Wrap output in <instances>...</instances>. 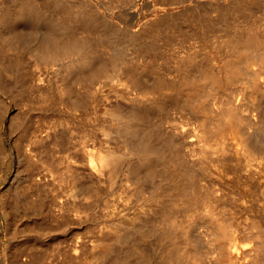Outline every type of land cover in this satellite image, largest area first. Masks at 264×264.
I'll use <instances>...</instances> for the list:
<instances>
[{
	"label": "rangeland",
	"instance_id": "1",
	"mask_svg": "<svg viewBox=\"0 0 264 264\" xmlns=\"http://www.w3.org/2000/svg\"><path fill=\"white\" fill-rule=\"evenodd\" d=\"M11 1L13 2L14 0H11ZM30 1H33V0H30ZM37 1H39V0H37ZM41 1L43 4L44 3L43 0H40L37 3L41 4L40 3ZM60 1L61 0H59V2ZM64 1L67 2L68 5ZM235 1L236 0H173V1L172 0H82V1L81 0H71V1L70 0H63L62 2H64L65 4L62 2H60V3H61V6L64 5L65 9L70 8L71 11L75 10L74 11L75 13L72 11L74 13V15L72 14L71 20L73 21V17L74 18L77 17V18L74 19L73 22L71 21L70 23L74 27L79 29L78 30L75 28V30L80 32V33H77V31H76V33L79 34L78 37H80V36L82 37V36L86 35V37H83V39H81V38H79V39H81V40H84L85 38L88 39L86 41H88V43H90V44H88L90 46L89 47L90 50H92L93 45L96 48H98L100 46L99 44H101V43H99V42H101L102 37L99 39L98 37H95L96 35L94 33H89V31L87 32V30L84 31L85 29H84V27H82L83 24H80L81 20L78 19L79 16H81L82 14L87 12L88 10L91 12L93 10H95V11L97 10L98 13L100 12L99 15L101 18L104 16H107L113 22L118 24V26L124 28L123 30H121L123 33H125L127 31L126 29H131V30H135V31L139 30V32L138 31L137 32H138V34L140 33V35L138 37L134 36V38L136 37L135 39L138 38L140 40L139 37H141L140 41H142V42H140V41L139 42L142 43V45L138 43L139 45H141L140 46L141 48L136 47V50L138 48V50H140V53L138 51H136L135 47H134V44L136 45V43L138 42V39H137V42H135V43L132 42L133 44L130 41L129 42L130 45H129L127 42L128 40L125 38L127 34H125V37H124L123 33H121L120 35H123L121 37H124L122 40L124 41V39H125V41H124V43H120L118 41L117 42H118V44L120 43L121 45L124 44V45H122V47H125V48H122L120 46L122 50L127 49L128 51H130V49H132V47H131V44H132L134 50H131V51H135L133 53V55H135V54L137 55V53H139L138 54L139 56H141L143 54L142 49L146 46L148 47V48L147 47L146 48H147V50H149L148 51L149 55L146 54L147 50L146 51L144 50L146 56L142 55L141 56L142 58L141 57L137 58L138 56L136 57V55H135L133 57V58L136 57V59H138V60L141 58L139 60V62L135 59L137 61V63H139L138 69H137V65H136L137 63L131 57L133 55H130L131 51L128 52V51L124 50L126 53L128 52L127 54L131 58L128 57V55L125 52L124 53L126 54L128 59H130V60L132 59L131 62L134 60L132 65H136L135 67H136V71L138 73L140 71L144 72V74H142L141 72L139 73V74H141L140 76L143 75L142 79L144 78L143 79L144 81H147L148 79L150 82H154V83L156 80L164 81V83L161 82V83L165 84L162 89H163L164 95L168 97V93L170 95H173L172 93H175V91L172 90L173 83L176 84V83H178V81H180V79L185 78L183 76L184 72H185L184 75L186 77L188 75L187 74L188 70L191 71L193 73V76H194L196 74L194 72L198 71L201 67V68H203V71H204V69L209 68L208 71H205V72H210V74L214 73L217 75L216 69H218L217 67H219L221 65L219 63L224 64V62H226V63L229 62L228 64H230V62H232V57H231L232 55L230 53L231 50H229L231 43H232V40H231L232 38H229V37L233 36L232 34H230L231 32L233 33L234 30L239 28V27L237 28V26H236L237 21H238L237 23L240 24V26H241V30L242 29L243 30L249 29L248 31H250V28L252 26H254L255 28H259V29L263 28L262 26H263V22H264V6L262 5V3H263L262 0L260 1L261 4L259 3V5H262V6H260V8L258 10L259 6L256 4L255 7L257 6L256 7L257 9L256 8L255 9L257 11L254 9L256 12L253 10L254 12H252L250 14L251 17L249 15L239 16L237 10L234 8L235 7L234 6ZM4 2L7 3V5H8L7 7L3 6ZM0 3H1L0 9H3V10L4 9L7 10V8L9 9V6L11 5V7H10L11 11L10 12L15 14V15L12 14L13 16H16L17 7H16V4L14 2L12 3L13 4L12 5L9 2V0L8 1L0 0ZM230 4H231V7L233 6L232 9H234V10L231 9L232 11L230 10V8H231ZM207 5L209 8L206 7ZM2 7H4V8H2ZM12 7L14 9L15 8L16 9L13 10ZM261 7L263 8L262 9L263 12L261 10ZM83 9L85 12H83ZM86 9H88V10H86ZM76 10L81 11L83 13L81 14L80 12H78ZM95 11H93V12H95ZM191 11H192L193 15L191 14ZM196 12H197V14L201 13V14H198L199 15L198 18L196 17L198 20L195 19V17H194V13L196 14ZM76 13H77V15H76ZM78 13L81 15H79ZM253 13H255V14H253ZM101 14H103V15L101 16ZM188 14L189 15L191 14L190 16L194 17V20L192 19V17L189 19L190 16ZM227 14H228L227 17L224 16ZM252 14H253V17H252ZM200 16H201V18H200ZM203 16H205V17H203ZM260 17H262L263 22L261 21V19H259ZM14 18H13V21H14ZM249 18H250V20H247ZM169 19H170V21H169ZM173 19H174V22H177L176 24L173 22ZM245 19L247 21L246 23L244 22ZM252 21H254V22H252ZM15 22L17 24L21 25V23L19 21H14L12 23L11 27L16 24ZM201 23H203L204 25L199 26ZM254 23L255 24L257 23L256 26L254 25ZM260 23H261V25H260ZM17 24H16L17 30L14 28L15 29L14 31L16 33L17 32L25 33V34H21V33L20 34H21V36H23V35L27 36L29 40L27 39V37L25 39H27L28 42L29 41H32V42H29L30 43V45H29L28 42L24 39V40L20 41L21 43H23V46H22L18 40L21 38V36H20V34L17 33V35L16 34L15 35L17 38V42H19L18 46L20 45L19 46L20 48L17 47V49H7V46L5 45L6 39L4 40V38H2V37L4 35H6L5 31L6 30L8 31V28H4L2 30L3 36L1 38L3 39L2 40L3 43L0 41L1 42L0 43V66L4 65V67H6V68H4L2 66L3 67L2 70L8 69V68L11 69L10 72H12V70H14L15 72H13V73H14V75L16 74V77H17V75L18 76L21 75L20 78L18 77L19 81H21V82L19 83L20 84L19 87H17L18 85H17L16 81H13V79L10 78L9 76H8V80L5 77V81H2V82L0 81V264H68V263L71 264L70 263L71 261L74 263L78 260V258H81L82 255L84 256L83 252H85V254L87 253L86 255L88 257L92 258L91 254L88 252V251H90V249H88V245L95 243V241H94L96 239L95 236L99 235V236L103 237V235L108 232V227H103V226L105 224L108 226V222H110V220L112 218L113 219L118 218L119 217L118 213L120 212V210H123V209L125 210V211L123 210L122 212H132V211L134 212L136 210L135 206H137V204H135V205L129 204V207H128V206H126V205L124 206L120 203L119 204L120 209L118 208L119 210H117V207H116L118 205L113 207L114 210H116V213H117L116 214L115 211H113V208H110V210L107 211L109 208L106 209L104 207L105 206L103 203L104 200L96 199V198L94 199V198H92V196H94V195L88 194L89 196L86 195L87 198L85 197L83 200L79 199L80 201H82L81 204L79 203L80 201H78V199L77 200L75 199L77 197L72 198V201L73 202L76 201V203L79 204L78 207L80 208L81 207L80 205H82V203L84 204L85 202H87V200H85V199H88V200L91 199V201H92V199L95 201L97 200L96 204H98V205H96L95 202H94L95 205H93V201H92V204L90 201L87 202L88 205H91L89 207H92V205H93L95 209L94 208L89 209L88 205H87L88 209H85L86 208L85 205L87 203H85L83 205L84 207L82 206V208L84 210L81 208L82 211H80L81 209L79 210V208H78L77 210H79V211L76 210L77 212L76 211L70 212L69 209L67 210L68 206L66 208V205H64L65 208H63L64 207L63 204H61V206H60V203L62 202V200L63 201L67 200V198H68L67 195H69V193L74 188L79 187V186L77 187V185H80V187L83 185H86V184L88 185L87 180H81V177L79 179V177L76 176L74 173L72 175V172L69 171V168L70 169H72V168L76 169L77 168L76 162H78V156L80 158V156L83 154L84 150L87 147H89V149H91V148L95 149L94 147H96V143H95L96 140H95L94 136L91 133H88V132H90L88 130L86 132H84L85 131L84 126L86 124L89 125V128H90V126H92V124L94 122L93 120H95L94 119L95 112L97 111V108L99 109V106H100V105H97L96 107L94 106V103H92V101L94 102L97 100L95 98L93 99L92 95H90L89 92H92L94 90L96 91V89L99 87L101 88L104 86V88H105V84L103 85L104 82L102 83V81L105 78L102 77L99 80V82H96L94 86L92 85V87H91V85L89 86V84H87L86 82H83V81L77 80V79H74V83L71 84L72 86L70 85V83L67 82L66 84L69 87H71L72 92L73 93L76 92V94H74L75 96L72 93V95L75 97V99L73 96H71V97L65 96L70 100H68V99L67 100H65V99L61 100L63 97L60 98V95H61L59 93L60 89L59 90L57 89V87H59L61 85L60 77L57 76L59 71L61 70L60 65H57L59 62L56 63V66H55V64H53V68H55V69L54 70L52 69V70L54 73L51 72L50 74L53 73L54 75L52 74L49 76L48 74H44V73H47V69H45L46 64H41V65H39L40 63L37 64L36 57H35L33 51L31 50L33 43L34 42L36 43V41H38L37 37L39 34V30H37L36 27L32 26V24H25V25L22 24V26H20V25L17 26ZM162 24H164V25H162ZM167 24L168 25L171 24V25L168 26ZM245 24H247V25L245 26ZM79 26H80V28H79ZM155 26H156V28H153ZM198 26L200 29L198 28ZM231 26H233V27H231ZM149 27H150V29H149ZM201 27L204 29H202ZM46 28L47 27H44L43 29L45 30ZM253 28H252V30H253ZM151 29L152 30L155 29V33H157V35ZM159 29H162V30L160 31ZM144 30L146 31V35L144 33ZM149 30H150V33H148ZM159 32L161 35L159 34ZM127 33L129 35L128 31H127ZM142 33H144V34H142ZM7 34H8V32H7ZM158 34H159V36H158ZM87 35L91 36V38H90L91 40H89V38H87ZM128 35H127V37H128ZM227 35H229V36H227ZM156 36H158V37H156ZM92 37H93V39L98 38L99 41H98V39H96L94 42L92 40ZM1 38H0V40H1ZM22 38H24V37H22ZM135 39H134V41H136ZM255 39L257 41H259L261 38L260 39L255 38ZM255 39L253 40L254 42H256ZM116 40H118V39H116ZM122 40H120V41L123 42ZM89 41H92V42H89ZM225 41H228V42H225ZM229 41H231V43ZM253 41H252V43H253ZM260 41L258 43H260L261 46L256 42L258 44V46H255L256 48L251 49L250 47H252V46H248L249 50L247 51L248 48L246 46L244 47V49L247 48L245 50L247 51L248 54L245 51L246 56H244V58L241 57V59L239 61V64H241L239 66H242L243 68L240 67L241 72L239 71L240 73L238 74V77H237V75L233 76L232 78L229 77L230 80H229V78H227V81L225 80L224 82H222L220 84H215V85H210V83H208L206 81L207 79L206 80L203 79V81H202L203 85L200 84L201 87L197 88L198 91L196 90L197 92L195 93V95L192 98L191 103L189 105L182 104L180 101H179V103H176V102H174L175 100H173V101L168 100V105H166L167 107H165V109H163V112H162V110L160 112L158 110L154 113H151L153 120H156V121L160 120L162 122L163 126H166V127L168 126L169 129H171V130L173 129V127L174 128L175 127L181 128V126L183 127V125H184L185 129H188L192 125V127H190L188 129V134H191V135H193V132L191 131L192 133H190L189 130H192L191 128L196 127L195 126L196 124L193 125L196 122L197 125H199L198 126L199 127V133L201 132L200 133L201 137H199L200 139L198 142V147H196L197 148L196 151H198L197 156H199L200 159L202 158L201 161L208 160V161H210V163L212 162L211 165H212L213 170L215 171L212 173V175H210V176L207 175L206 176L207 179H206L205 175H203L202 177H204V178H201L202 180L199 181V185H201L200 183H203V185H204V186L202 185V187H203L202 192L200 190V192H201L200 196L203 199L206 198L208 200H210L209 198L212 196L211 197L212 203H209V201L208 200L206 201V199L203 200L202 198H200V200L198 202L203 203V201H205V203H203L205 206L203 204L199 203L202 207V208H199L197 206V205H199L198 202H197V204L195 203L196 206L195 205L194 206L198 207V208H196V210L198 209L197 211L203 210L202 212L196 211L197 214L199 213L198 216H197L196 212L194 211L195 207L194 208L191 207V209L193 208V211H192L187 206H185L184 208L187 207V209L182 210V214H180L181 208H180V210L178 209V211L176 212L177 215L179 213L181 216L182 215L185 216V217L182 216L185 218V221H186V222H183L184 220H182V219H184V218H182L178 215V218L180 219V220L178 219V222L180 224L179 226L182 225L181 223L187 224V222L190 220L189 219L190 214H188L190 211H191V213L194 212V214H196V215H194L193 213L191 214V216H193V218L191 217V219H193L195 221L194 222L193 221L188 222V224H187L188 228L185 224L182 225L183 227L181 226L182 228H184V227L187 228L186 230L181 228V230L185 231V233H186V234L184 233L185 237H187V236L189 237V238L187 237V239L185 238L187 244H189L188 239H190L189 242L191 244V247H189L190 245L189 246L187 245L189 247V249H191L194 253L199 252V253H197L199 258H197V260H195L196 257L194 258L195 264H224V263L227 264L228 260L225 262L224 261L220 262L221 260L219 259L220 258L219 255L221 254V258L230 257L229 259L231 260V256L229 253L230 251L228 250V247H231V245L233 244L232 248H234V249H235V247L237 248L238 247L237 244L239 243L238 241H241L240 243L243 244V247H240L241 245L238 244L239 248H245L247 250V251L245 250L246 252L242 250V253L245 256L241 255V256H243L241 259L243 260V262L246 261V262H244V264L245 263L248 264L247 262H249V264H263L264 263V255H263L264 254V151H263L264 148L262 145L261 146L256 145L257 146L256 147L254 144L255 142H253L254 145L251 146L252 141H256V140L258 141V139H259L258 135L256 138H255L256 134H255V136L252 135L254 131H255L254 133H256L255 129H258V128H256L257 124H258V126H260L262 123H264V47H263L264 43H262V40H260ZM102 42H104V40ZM31 43H32V45H31ZM95 43L97 44V46L98 45L99 46L97 47ZM105 43H107V42L102 43L101 46H103V44H104V46L108 44V43L107 44H105ZM24 44L26 46L29 45L31 49L29 47L27 48ZM109 44L107 46H109L110 48L106 46L105 47L106 52L105 51H103V52L107 53L108 51L112 52L115 50L114 44H110L111 46ZM126 44L129 46V48H127L128 46ZM138 44L136 46H139ZM227 45H229V47ZM95 47H93V49H96ZM99 48L97 50H99V51L104 50L103 47H99ZM106 48H108V49H106ZM111 49H112V51H111ZM30 51H32V52H30ZM101 52H99V53L101 56H103L105 53L102 52V54H101ZM114 52H112L110 54L107 53L103 57L99 56L100 57L99 60H101V62L105 61V58H106V61L109 60L111 58V56H114ZM131 54H132V52H131ZM211 54L214 55L215 57L212 56ZM229 54L231 56H229ZM208 55H211V56H208ZM217 55H219L220 57ZM247 55H250V56H248L249 59H248ZM106 56H110V58L106 57ZM143 57L146 58V59L144 58V61L142 60ZM227 57L228 58L231 57V60L226 61V60H229V59H227ZM217 58H219V59H217ZM102 59H104V60L102 61ZM99 60H98V62H99ZM145 60H146V62H145ZM219 60H220V62H219ZM241 60H242V62H241ZM109 61H110V63H112L111 61H113V60L110 59ZM207 61H209V63ZM134 62H135V64H134ZM11 64H12V67L10 68ZM107 64L109 65L108 61H107V63L104 62V65L108 67ZM51 65H52V63L49 65L50 69L48 67V72L51 70V67H52ZM144 65H146L147 69L144 68L145 67ZM7 66H8V68H7ZM13 66L15 67V69L13 68ZM46 66H48V65H46ZM193 66H196V68L197 67L198 68L195 69V67H193ZM56 68L58 70H56ZM109 68H110V66L107 69H109ZM143 68H144V70H143ZM19 70H20V72L18 73ZM45 70H46V72H44ZM146 70H147V72H146ZM37 71H39L40 73ZM199 71L197 73L201 74V72H199ZM201 71H202V69H201ZM145 72L147 73V75H145L146 74ZM205 72H203L202 74H204ZM192 73H189L187 78H189V76H191L190 74H192ZM34 74H35V76H36V74H38L37 77H34ZM39 74H42V76L40 75L41 78H38ZM202 74L199 77L201 79L197 78V76H196L197 74L194 77L193 76H191V77L197 78L196 81H198V80L201 81L202 77L204 76V75L202 76ZM205 74L207 75L209 73H205ZM214 74H212V76ZM181 75H182V77H180ZM216 75H214V76H216ZM55 76H57V77H55ZM146 76H148L147 79H145ZM43 77H45L46 79L45 78L43 79ZM56 78H57V80L60 81V82L58 81L59 84H56L57 82L54 83L55 82L54 79H56ZM39 79H41V80L43 79L42 80L43 82L41 81L42 82L41 83L40 81H38ZM50 79L53 81V83H51ZM140 79H141V77H140ZM78 81H80L79 82L80 84L78 83ZM159 81L157 83H159ZM205 81L207 84L204 83ZM82 82L86 83V85L85 84L83 85ZM37 83H38V85L40 84V86H38ZM81 83H82V85H81ZM100 83H102V84H100ZM147 83L149 84L148 81H147ZM154 83H152V85H154ZM23 84L27 85L28 87L23 85ZM53 84H56V85H53ZM57 85H59V86H57ZM149 85H151V84H149ZM23 86H25L27 88H25ZM36 86H38V87H36ZM41 86H45V87L47 86L48 88L47 87L46 88L41 87ZM73 86L75 89L72 88ZM19 88H21V89L25 88V89H23V92H22L21 89L19 90ZM37 88H38V90L40 89L39 91H40V93H43V96H45L44 93H46L45 89L46 90L48 89L47 95L45 96L46 98L45 97L42 98V95L39 93V91L37 92ZM41 90H42V92H41ZM48 92H49L50 96H54V94H55L56 98H54L55 97L54 96L53 100L50 99L52 97L49 96ZM159 92H160V89L158 91L153 90V93L151 94L152 97L160 96ZM88 94L91 98H89ZM39 95H41V96L39 97ZM85 95H87L88 97H86ZM47 97H49V99ZM174 98H177L176 94H175ZM72 100H74L73 103H72ZM75 101H78V103H79L78 108L74 104ZM101 102H103V101H101ZM71 104H74V106H76L77 109L76 108L74 109ZM92 106H93L95 112H93ZM164 110H165V112H164ZM92 116H93V118H92ZM231 120H232V122H235V124L237 122L238 123L240 122V124L238 125V123H237V125L241 129H243L242 131H240V128L238 129L241 132V134H240V132H238V136L236 138H235V136H234V138H233V136L231 137V134H230V133L234 132V130H232L231 127L228 126L230 124ZM72 123L74 124V127H73ZM55 124L56 125L58 124V126L56 127ZM60 124L63 127L62 129H61ZM80 124H82V126L83 125L84 126L82 127ZM78 125L80 126V128H78L79 127ZM53 126H55L57 130ZM75 126L78 129L75 128ZM261 126H263V124ZM58 127H60V128H58ZM166 127H165V129H166ZM170 127H172V128H170ZM74 128H75V130L77 129L78 131L73 130L74 133H72V129H74ZM53 129L56 131V133L58 131L61 132V133L58 132L60 139L58 136L56 137L54 135L48 134V133L55 134ZM59 129H61V131ZM79 129L80 130L82 129V131H79ZM230 129L232 131H230ZM251 131H252V134H251L252 136L251 135L250 136L251 137L254 136L255 140H252L253 138L251 139L248 137L250 140H252V141H250L248 139L249 140L248 142L251 143V145H249V143L248 144H247V142L245 143V141L247 139H246V137H244V133H245V135L246 134L249 135V133H251ZM86 133L88 136H86ZM45 135L47 136V139L50 137V139H52V140L49 141V139H48L47 140L48 142L47 141L43 142V141H45L44 139H46ZM62 135H64V136H62ZM82 135H84V137ZM191 135H189L190 138L192 137ZM52 136L56 137L57 140H56V138H51ZM80 136L83 137V140ZM85 136L88 139L85 138ZM90 136L91 137L93 136V137L91 138ZM172 136H174V135L172 134ZM38 137H40L41 140ZM43 137H45V138H43ZM189 137H188V139H189ZM243 137L245 140L243 139ZM37 138H38V140H40V142L43 140L41 143H44V144L39 143L41 145L40 146L37 143L38 142ZM84 138L87 141H84L85 140ZM233 139H234V141L236 140L234 146L238 143V141H240L239 142L240 144L238 143L239 146H241V144L243 142V144L245 143L246 146L249 145L248 147L251 150H249L248 147L246 148L243 145L241 146L242 150H243V148H244V150L246 148L247 151L248 150L252 151V153L249 152L250 154H247L248 152L245 150L247 152L246 153L243 150L244 153L247 154L246 157L241 152L238 153L237 149L234 148V146H233V142H234ZM257 141H256V143L258 144ZM259 141H261V140H259ZM84 142H86L88 145ZM220 142H221V144L219 145ZM261 142H259V144H261ZM59 144H60V146H59ZM210 144H212L213 147H212V145L210 146ZM222 144H224V145H222ZM262 144H264V142H262ZM187 145H188V148H190L191 146L193 147V144L192 145L187 144ZM225 145H227V147ZM194 146H196V145H194ZM222 146L226 147V150H225L226 152L225 151L222 152V150H220L221 148H223ZM230 146L233 147L232 151H231ZM83 147H85V148H83ZM186 147L187 146L181 147V148H183V152L184 151L186 152V150H187ZM225 147H224V149H225ZM253 147H256L257 149L253 148ZM260 147L263 148V150ZM64 148L65 149L68 148V149L65 150ZM184 148H186V149L184 150ZM259 148L261 150H258ZM81 149H84V150L82 151ZM227 149H229V150L227 151ZM69 151H71V152H69ZM259 151H260V153H259ZM72 152H74V154L75 153L77 154V156H76L77 160L76 159H75L76 161L74 160L75 166L72 162L70 163V160H72L73 157L76 155V154L73 155ZM224 152H225V154H224ZM71 153H72V155H70ZM67 154L71 159L64 158V157H68V156H65ZM248 155H251L253 157L255 156L254 160L256 158L257 159L254 162L253 159H251L252 158L251 156H250V158L248 157L249 162L253 163V164L251 165L249 163V166L245 165L246 168L244 166L242 167V165H239V168H240V166L242 168V169L241 168L239 169L238 166H236V164L237 163L239 164L238 161H241L240 160L241 156H242V159H246ZM256 155L259 157H257ZM210 158H212V160H214L215 163ZM221 158H222V160H221ZM223 158H226V159L224 160ZM238 158H239V160H238ZM54 159H55V161H54ZM60 160L61 161L63 160V161L61 162ZM65 160H68L69 162L65 161ZM226 160L228 162H230L229 166H227L228 163H226ZM221 161H222V163L225 162V164L227 166V169L225 171L226 173L223 172V175L218 173V172H220L219 168L221 167L218 163H221ZM236 161H237V163H236ZM251 161H253V162H251ZM233 163H234L235 167H234V165H232ZM66 164H68V165H66ZM62 165H64V166H62ZM70 165H71V167H69ZM55 166L58 168H54ZM226 166H225V168H226ZM67 167H68V169H67ZM228 168H229V170H228ZM231 168H234V169H231ZM243 168H245V169H243ZM65 169H67V171H69L67 173L71 172L70 176L73 178V180H70V178H68L69 174L66 173ZM250 169H253V170L250 171ZM59 170H61L62 172H60ZM72 170H74V169H72ZM59 172L61 174H58ZM64 172L68 175V177L65 178L66 180L62 179L63 177L67 176L66 174H63ZM224 175H226V176H224ZM73 176H75V177H73ZM238 177H240V178H238ZM60 179H62V181L60 182V185L63 183V181H64V184L68 183L69 181H72V183H73V181L75 179L77 181H76V183L74 181L73 185L75 187L74 186L72 187L71 182H69L68 185L69 184H71V185H69L65 189V188H63V186L59 185L58 180L60 181ZM243 179H244V181H242V183H241V180H243ZM249 179H251L252 182ZM78 180L80 182H83L86 184H83V183L80 184L78 182ZM121 181H120V183H121ZM211 181H212L213 185H211ZM64 184H62V185H64ZM57 185L60 186L61 188L59 187L60 188L59 189L57 187ZM65 186H66V184H65ZM86 186H83V187H86ZM211 186H212V189H211ZM83 187H81V188H83ZM198 187H200V186H198ZM62 188H63V190L64 189L67 190V188H68V190H70V192L67 190V192H69V193L65 194L66 191L63 192V190H61ZM69 188H73V189H69ZM243 188H244V190H243ZM198 190H199V188H198ZM210 190H212L213 195H212ZM60 191H62L61 195L60 194L58 195L57 193ZM206 191H207V193H203ZM208 191H210L209 192L210 196L208 194ZM228 191H230V192H228ZM224 192H226V193H224ZM227 192L229 195L227 194ZM201 194H203V196L206 194L205 198ZM3 195H5V196H3ZM65 195L67 196V198ZM90 195H91V197H90ZM240 195H241V197H239ZM219 196L221 198L223 197V199L220 198L222 200V201L219 200L220 202L216 199ZM233 197H234V199H233ZM224 198L229 200V201H225ZM241 198L243 199V201ZM2 199H4V200H2ZM213 199H216L218 202V204L216 203V206L214 203V201L216 202V200H213ZM235 199H237V200H235ZM36 200H37V202H35V204H33V201H36ZM231 200H232V202H234V203H232L233 205L236 203L234 205V207H232V204H230ZM1 201L2 202L7 201V202L2 203ZM98 201H99L100 205H102V206L104 205L103 207L105 209L102 208L101 206L99 207ZM39 202H40V204H38ZM222 202L224 204L227 202L228 204H230V206L226 205L227 207H225V205H222ZM1 203L3 205L6 204V206L1 205ZM14 204H16V205H14ZM209 204H212L213 206L212 205L210 206ZM35 205H36V208L34 207L35 208L34 209L33 206H35ZM121 206H124V207L122 208ZM131 206L134 208H131ZM208 206L211 207L210 208L211 210L208 209L209 208ZM97 207H99L102 210V212L104 210L103 214L108 212L110 217L108 218V216H104V215L102 216V213L100 212L101 210ZM223 207H225V208H223ZM235 207H237V208L235 209ZM242 207L244 210L242 209ZM11 209H13V210H11ZM225 209H226V211H224ZM234 209H235V211H233ZM237 209H238V211H237ZM230 210H231V212H234V213L236 211L237 212H236V214L233 213L231 215V213H229ZM5 211H7V213ZM183 211H184V214H183ZM208 211H210V212H208ZM221 212L223 214L222 216H224V214H225L224 212H226V214H225L226 219L221 216V218L225 219V221L222 219L217 220V217L220 218L219 215H221ZM4 213H6V214H4ZM8 213L9 214L11 213V214H10V216L8 215V217H6ZM112 213L116 214V215L111 216ZM185 213H187V214H185ZM212 213H213V215H212ZM215 213L219 214V215L217 216ZM98 214H99V216H98ZM107 214H105V215H107ZM200 214H203V215H200ZM187 215H189V217ZM199 215L202 217L201 220L196 219V218L200 217ZM226 215L227 216L230 215L231 217L234 216L237 219L235 220V218H234V220H233L230 216L227 218ZM237 215H239V216H237ZM194 216H195V218H194ZM207 216H208V218H207ZM211 216L212 217L215 216L214 218H216V220L218 222H220L217 225V227L219 226L218 229L216 228V226L214 224L217 221L214 218L211 219L212 218ZM100 217L101 218L103 217V218L101 219ZM229 218H231V219H229ZM186 219H188V220H186ZM210 219L212 221L213 220H215V221L212 222ZM227 219L229 221H231L230 222L231 224L229 223V221H227ZM243 219H245V221ZM226 221L229 224L228 227H227ZM189 223H190V225H189ZM225 223H226V225H225ZM225 226L227 227V229ZM102 228H104V229H102ZM179 228L180 227H178V230L182 234V231ZM216 229L217 230L221 229L224 232L222 234L223 235L222 238H221L222 235H220V237H219V233L221 234L222 231L219 230V233H218V232H216L217 231ZM99 230H100V232L103 231L104 234L100 233ZM187 230H189V231H187ZM104 231H106V232H104ZM179 231H177V232L180 233ZM178 233H177V235H179ZM184 235H182V236L179 235L181 238L179 236H178V238H180V240H181L182 237H184ZM217 237H219L218 238L219 240L224 239V241L227 244H223L222 241L217 240L216 239ZM235 238H237V239H235ZM216 240L219 241L220 243H216L217 242ZM230 240H232V244H231V242H229ZM228 242L231 244L230 246H228L229 245ZM234 242H236L237 244ZM212 243H213V245H212ZM180 244L181 243H179V247L181 248L182 244L181 245ZM184 245L185 244H183L182 246H184ZM177 247H178V245H177ZM89 248H90V246H89ZM224 248L227 252L226 251L224 252ZM194 249H195V251H194ZM86 250H88V251H86ZM151 250H152L151 251L152 256L155 257L158 255V254H156L158 252V249H155L156 255L154 254V251H155L154 248ZM178 250H180V249H178ZM221 250H223L222 252H224L226 254V256L222 255L224 253H222ZM188 251L189 250H187V252ZM193 252H191V253H193ZM88 253H89V255H88ZM191 253H187V254H190V256H191ZM193 254H192V257H190L189 255H188V257L193 259V256H196L195 254L194 255ZM200 254H201V256H200ZM70 256H71V258H70ZM73 256L74 257L78 256V257L75 259ZM217 256H219V257H217ZM216 257H217V260H216ZM72 259H75L76 261H73ZM91 260L88 258L89 262H92ZM190 260L189 259L187 260L189 262H187L185 260L184 261L188 264H190L191 262L193 263V260L192 261H190ZM174 261L172 262L173 264H175V262H176V261L175 262ZM92 263H90V264H92ZM87 264H89V263H87ZM94 264H96V263L94 262ZM153 264H159V263L153 262ZM162 264H164V263H162ZM228 264H230V262Z\"/></svg>",
	"mask_w": 264,
	"mask_h": 264
},
{
	"label": "bare ground",
	"instance_id": "2",
	"mask_svg": "<svg viewBox=\"0 0 264 264\" xmlns=\"http://www.w3.org/2000/svg\"><path fill=\"white\" fill-rule=\"evenodd\" d=\"M5 1H8V0H5ZM36 1L37 0H33V1H30V0H14L13 2L16 4V7H17V9L15 8L16 11H17L16 12V16H13L15 14H13L12 12H10L11 11L10 10V7H11L10 4H9L10 5L9 6V9L8 8H7V10L6 9H4V10L3 9H0V38L3 36L2 35L3 34V31L2 30L4 28H8V31L7 30L5 31V33H6V35H4L5 37L4 36L2 37V38H4V40L6 39V43L5 42L4 43L7 46V49H17V47L20 46V45L18 46V43L20 41L24 40L27 37L25 35L21 36V34H25V33H21L20 32L21 33L20 34L19 32H17L18 34H20L21 38L24 37L22 39L20 38L21 40L18 39L19 42H17V38H16L17 33L14 31L16 29V24L17 23L15 22L16 24L14 26H12L13 28L11 27V25H12V23L14 21H19L21 23V25L20 24H17V26L18 25L22 26V24H24V25L25 24H32V26L36 27L37 30H39V34H38V37H37L38 38L37 39L38 41L35 40L36 43L35 42L33 43V46L31 47L32 48L31 49L30 46H29L30 45L29 42H32V41H29L28 42L29 39L27 37L28 40L27 39H25V40L28 42L29 45L28 46H26L25 44L24 45L27 48L29 47L33 51V53H34V55L36 57V60H37V64L40 63L39 65H41V64L48 65V66L45 65V67H46L45 69H47V73H44V72H46V70H45L43 72L44 74H48L49 76L52 75L54 73L53 70L55 69V68H53V64H55V66H56V63L59 62L57 65H60V67H61L60 69L61 70L59 71L58 75L57 74L56 75L60 77V81H61V85H60L61 87L59 85H57V86L60 87V88L57 87L58 90L60 89V92H59L61 94L60 95V98L63 97L61 100H64V99L67 100L68 99L67 97H71L74 94H76V92L75 93L72 92L71 87H69L66 84L67 82L70 83V85H71V84L74 83V79H77V80H81L83 82H86L87 84H89V86L91 85V87H92V85L94 86L95 83L96 82H99V80L102 77L105 78V79L103 78L104 80L102 79L103 80L102 83L104 82L103 85L105 84V88L103 86L101 88L100 87L97 88L96 91L94 90L92 92H89L90 95H92V98L93 99L95 98L97 100V101H94V102L92 101V103H94V106L96 107L97 105H100L99 106V109L97 108V111L96 112L94 111V108L92 106L93 112H95V115H94V119L95 120H93L94 122L92 121L93 124H92V126H90V128H89V125H87V124L85 126L83 125L85 127L84 128V130H85L84 132H86L88 130V131H90L88 133H91L94 136V138L96 140L95 141L96 147H94L95 149H92V148L89 149V147H87L85 150L84 149H81L82 151L84 150V152L80 156V158L78 156V162H76V167L77 168L76 169L75 168H72L74 170H72V169L69 168V171L72 172V175L74 173L76 176L79 177V179L81 177V180H87L88 181V185L86 183L80 182L78 180V182L80 184L83 183V184H86L87 186L86 185H83V186H86V187L81 186V187H83V188H81L80 185H77V187L79 186L80 188L79 187L78 188H74V189L73 188H69V189H73L71 192L67 188V190L70 193L67 192V190H65L66 187H68L71 184H72L71 186L73 187L74 186L73 185L74 184V181H75V183L77 181L75 179L73 181V183H72V181H69L68 180L69 182H71V184L68 185L69 182L68 183H65L66 186H65L64 181H63L62 184H64V185H62V184L60 185V182L62 181V179H65L66 177H68L67 174H69V177L68 178H70V180H73V178L70 176L71 172L70 173H67V172H69V171H67V169H68V167H67V169H65L67 174L65 172L63 173V174H66L67 176L64 175L65 177H63L62 179H60V181L58 180V182H59V185L60 186H63V188H65L64 190H63V188L61 190H63V192L66 191L65 194L66 193H69V195H67L68 198L65 195L66 198H67V200H64V201L62 200V202L60 203V206H61V204H63V206L66 205V208L68 206L67 210L69 209L70 212L71 211H76L79 208L78 207L79 204H77L76 201L73 202L72 201V198L77 197L75 199L76 200L78 199V201H80L79 199L83 200L85 197L87 198V196H89L88 194L94 195L95 197L92 196V198H94V199L96 198V199H102V200H104L103 203H104L105 206L104 205L103 206L106 209L109 208L107 211H109L110 208H113L116 205H118L116 207H117V210H119L120 209V207H119V204L120 203L122 205H124V206L126 205L128 207H129V204H134V205L137 204V206H135V209L136 210L134 212L133 211L132 212H122L124 210L123 209V210H120V212L118 213V215H119L118 218H114V219L113 218L112 219L110 218L111 219L110 222H108L109 220L107 221L108 222V226L106 224L103 226V227H108V232L107 233L104 234L103 231L100 232L101 229L99 230L100 233H103L104 234L103 237L97 235L99 233L98 232L96 234L97 236H95V238H96L94 240L95 243L93 242L94 244L88 245V249H90V251L86 250V251H88L91 254L92 258L91 257H88L86 255L87 253L85 254V252H83L84 253V256L82 255V257L81 258H78L77 261L75 259L78 256L77 257L76 256L75 257L73 256L75 259H72V260L73 261H76V262L73 263L70 260L71 261L70 263L71 264L72 263L73 264H75V263L76 264H85L87 262V263L90 264V263H92L94 261L96 264H153V262L159 263V264H162V263H164V264L165 263L166 264H173L172 262L175 260L176 261V262L174 261L175 264H185L186 263L185 261H187L188 259L189 260L191 259L190 261L193 260V263L191 262L190 264H195L194 263L195 260H197V258H199L198 254H197L199 252L194 253L191 249H189V247H191V244L189 242L190 239H188L189 241L187 240L188 243H189V244H187L186 239H187L188 236L186 235L187 237H185V235H184L185 231L181 230V228L183 227L182 225L185 224V223H181L180 222L182 224L181 225L182 227L179 226L180 224L178 222V219H179L178 218V215L180 217L184 216V215L181 216L180 214H182V210L187 209V207L190 210L193 211V208L196 206L195 203L197 204V202L200 200V198H202L200 196V193L203 190V187H202L203 183H200L201 185H199V181L202 180L201 178H204V177H202L203 175H205V177L207 175L210 176L215 171L212 168V165H211L212 162L210 163V161H208V160L201 161L202 158L200 159V157L197 156L198 151H196L197 150L196 147H198V142H199V139H200L199 137H201V134H200L201 132L199 133V127H198L199 125H197L196 122L193 124V125L196 124L195 125L196 127L191 128L192 130H189L190 133L193 132V135H191V134H188V129L190 127H192V125L188 129H185L184 128V125H183V127L181 126V128H179V127L178 128H176V127L174 128L173 127V129L171 130V129H169L168 126H167L168 128L166 126H163L162 125V122L160 120L159 121L153 120L152 119V116H151V113H154V112H156L158 110H159V112L161 110L163 112V109H165V107H167L166 105H168V100H172V101L175 100L174 102H176V103H179V101H180L182 104L189 105L191 103V100L194 97L195 93L198 91L197 88L198 87H201L200 84H202L203 79L204 80L207 79L206 81L208 83H210V85H215V84H220V83L224 82L225 80L227 81V78H229V77L232 78L233 76H236V75L238 77V74L241 72L240 67H242V66H239V65H241V64H239V61H240L241 57L244 58V56H246V53L249 50V47L248 46H252L250 48L253 49V48H256L255 46H258V44L261 46V44L258 43L260 40H262V43H264V39H263L264 38V22L262 21V17L263 16L259 18L263 22V26H262L263 28L260 26L262 29L255 28L254 26H252L250 28V31H248L249 29L248 30H246V29L245 30H243V29L241 30L240 24L237 23L238 21L236 22L237 28L239 27L240 29L238 28V29L234 30L233 33L231 32L230 34H232L233 36H230L229 37V38H232L231 39L232 40V43H231V41H229L231 43V46H230V49L229 50H231L230 53L232 55L231 56L229 54V56L232 57V62H230V64H228L229 62L228 63L224 62V64L219 63L221 65L219 67H217L218 69H216L217 75L211 72L212 74H214L216 76H214V75L212 76V74H210V72H205V71H208V69H209L208 67H207L208 69H204V71H203V68L200 67V69H199L200 71L199 70L198 71L201 72V74L203 72L209 73V74H207V75L205 73L202 74V76L204 75L206 78L203 76L201 81L200 80L196 81L197 78L198 79H201V78H199L201 74L200 73H197L198 71H195L194 73L197 74V75L195 74L197 76V78H193L195 75L193 76V73L188 70V73L187 74L189 75V73H192L190 75L193 76V77L189 76V78H187L188 75L186 77L184 75L185 74V72H184L183 73V76L185 78L180 79V81H178V83H176V84L173 83V85H172V90H174L175 93H172L173 95H170L168 93V97H167V96L164 95V92H163V89H162L164 87V85H165V84H163L164 81H162V80L161 81L156 80L155 83H154V82H150L149 79H148L147 81L149 82V84H151V85H149L147 83V81H144L143 80L144 78L142 79L143 75L140 76L141 74H139L140 72L142 74H144V72L140 71L138 73L136 71V67L135 66L137 65V69L139 68V66H138L139 63H137V61L139 62V60L142 58L141 56L142 55L143 56L144 55L146 56V54H148V51H149V50H147V48H148L147 46H146L147 48L144 47L145 49L142 47L143 48L142 49L143 50V54L142 55L140 54L141 56L138 55L140 53V50H138V48L142 45V43H140L142 41H140L141 40V37H139L140 40L137 38L138 39V42H137V39H135V38L140 35V33L138 34L139 30H137L138 31L137 32L135 30L126 29L129 32V35H128L127 31L125 33H123L121 31L124 28L118 26V24H116L115 22H113L107 16H104L105 18L104 17L101 18L100 15H99L100 12L98 13L97 10L96 11L93 10L95 12H93V11L91 12L88 9H86L88 11L85 12L84 9H83V12H85L84 14H82L83 12L76 10V11H78V12H80L82 14L81 15V14L78 13L79 15H81V16H79L78 19L81 20V23L80 24H83L82 27H84V29H85V30L84 29L83 30L84 31L87 30V32L89 31V33H94L96 35L95 37H98L99 39L102 37L101 42H99L101 44H99L100 46L99 45L98 46L99 47H103L104 50H100V51L97 50L99 47L97 46L96 43L95 44H96V46L98 48H96L93 45L94 44L93 43L92 45L96 49H93V47L91 46L92 47V50H90L89 49L90 46L88 45L90 43H88V41H86L88 39L85 38L84 40H81V39H83V37H86V35L85 36H82V37L81 36L78 37L79 34H77V33H80V32L77 31V30H75L76 27H74L70 23L72 21L71 20L72 19V14L74 15V13H75L74 11L75 10L74 11L72 10L74 12L73 13L70 8L65 9L64 8V5L61 6V3L60 2H62L63 0H61L60 2H59V0H53L54 2L52 0H45V1L43 0V2H44L43 4H42V1L40 2L41 4L37 3L40 0L37 1V2ZM260 1L261 0H236L235 1V5L234 4L233 5L235 6L234 8L237 10L239 16H242V15H244V16L249 15L250 16V14L257 9L256 8L257 6L255 7L256 4L259 6L258 7V10H259L260 6H262V5L264 6V0H262V2H263L262 5H259ZM9 2L11 4L13 3L11 0H9ZM64 2H62V3H64ZM65 3L67 4V2H65ZM3 6L4 7H7L8 5H7V3L4 2L3 3ZM4 7H2V8H4ZM206 7H208V5ZM230 7H231V4H230ZM232 8H233V6L230 8V10ZM15 9L13 8V10H15ZM262 9L263 8L261 7V10ZM232 10H234V9H232ZM262 12H263V10H262ZM191 14H192V11H191ZM198 14H201V13H198ZM198 14H197V12H196V14L194 13L195 19L198 18V16H199ZM228 14L227 15H224V16L227 17ZM253 14H255V13H253ZM253 14H252V17H253ZM76 15H77V13H76ZM102 15L103 14H101V16ZM205 16H203V17H205ZM191 17L192 16H190L189 19ZM194 17H192L193 20H194ZM13 18H14V21H13ZM76 18L77 17H75V18L73 17V21ZM200 18H201V16H200ZM247 20H250V18L247 19ZM169 21H170V19H169ZM254 21H252V22H254ZM173 22H174V19H173ZM244 22L245 23L247 22L246 19H245ZM174 23L176 24L177 22H174ZM261 23H260V25H261ZM247 24H245V26ZM256 24L254 23L255 26H256ZM162 25H164V24H162ZM169 25H171V24H169ZM201 25L203 26L204 24L201 23L199 26H201ZM199 26H198V28H199ZM44 27H47V28L44 30L43 29ZM231 27H233V26H231ZM79 28H80V26H79ZM153 28H156V26L153 27ZM252 28H253V30H252ZM76 29H78V28H76ZM149 29H150V27H149ZM202 29H204V28H202ZM159 30L161 31L162 29H159ZM76 31H77V33H76ZM152 31H154V33H155V29L152 30ZM7 32H8V34H7ZM121 33H123L124 37H125V34L128 35L129 38L127 37V35H126L125 38L128 40V41L127 40L126 41L128 42L129 45H130V43H129L130 41H131V43L132 42H134V43L137 42L136 45L138 43L141 44V45L138 44L139 46H136L134 44L135 50H136V47H138L136 51H138L139 53H137V55L136 54L135 55H136V57L138 56L137 58L141 57L139 60L136 59V57L133 58L135 56V55H133V53L135 51H131V50H134V48L132 46L133 43L131 44L132 49H130V51L132 52V54L127 49H124V50L130 52V55H133L131 57L134 60L135 59L137 60V61L135 60V62L137 63L136 65H132L134 60L131 62L132 59L130 60V59L127 58L126 54L128 52L126 53L124 50L121 49L122 45H124V44L121 45L120 43H124V41H125V39H124V41L122 40L124 37H121V36H123V35H120ZM144 33L146 35V31L145 30H144ZM144 33H142V34H144ZM148 33H150V30H149ZM155 34L157 35V33H155ZM159 34H160V32H159ZM159 34H158V36H159ZM134 36H136V37L134 38ZM158 36H156V37H158ZM227 36H229V35H227ZM2 38L0 40L1 42L3 40ZM79 38H81V39H79ZM87 38H89V40H91L90 39L91 38L90 35H87ZM98 38L93 39V37H92V40L95 42V40L98 39ZM255 38H259V39L261 38V39L259 41H257ZM99 39H98V41H99ZM116 39H118V40H116ZM134 39L136 41H134ZM254 39L256 40V42L258 44L253 41ZM103 40H104V42H107L108 44L109 43L110 44H114V49H115L114 51L115 52L112 51L113 48L111 47L112 48L111 51L114 52V56H111V58H110V56H106V57H109L111 60H113V61H111L112 63H110V61H109L110 59L109 58H108L109 60H107L108 63H109V65L108 64L107 65H108V67L110 66L109 69H107L108 67L104 65V62L107 63L106 58H105V61H103L104 59H102L103 62H101V60H99V58L100 57H103L105 54L112 53L110 51H108L107 53H105L106 52L105 47L108 44L105 43L107 45L104 46V44H103V46H101L102 43H104V42H102ZM120 40H122L123 42H121ZM117 41L120 42V43L118 44ZM252 41H253V43H252ZM89 42H92V41H89ZM225 42H228V41H225ZM21 45L23 46V43H21ZM31 45H32V43H31ZM227 46L229 47V45H227ZM245 46L248 48V49L245 48V49H247V51L244 49ZM107 47H109V46H107ZM122 48H125V47H122ZM127 48H129V46ZM106 49H108V48H106ZM144 50L145 51L147 50V53L146 54H145ZM32 51H30V52H32ZM101 51L102 52L105 51V52H103V53H105L103 56H101L100 53H99ZM245 51H246V53H245ZM102 52H101V54H102ZM211 55H208V56H211ZM212 56H214V55H212ZM217 56H219V55H217ZM248 56H250V55H247V57ZM128 57H130V56L128 55ZM231 57H229V58L227 57V59H229V60H226V61H230L231 60ZM144 58L145 57H143V59H142L143 61H144ZM217 59H219V58H217ZM248 59H249V57H248ZM98 60H99V62L101 64L98 62ZM135 62H134V64H135ZM145 62H146V60H145ZM207 62L209 63V61H207ZM219 62H220V60H219ZM241 62H242V60H241ZM51 63H52V65H51L52 67H51V70L48 72V67L50 69V66L49 65ZM2 66L4 67V65H2ZM2 66H0V81L1 82L2 81H5V77L8 80V76H9L10 78L13 79V81H16V83L18 85L17 87H19V85H20L19 83L21 82V81H19V78L21 77V75L20 76L17 75V77H16V74L14 75V73H13V72H15L14 70H12V72H10L11 69H9L8 66H7L8 69L2 70L3 69ZM144 66H145L144 68H146V65H144ZM11 67H12V64H11L10 68ZM193 67H195V69L198 68V67L196 68V66H193ZM4 68H6V67H4ZM13 68L15 69L14 66H13ZM144 68H143V70H144ZM201 69H202L203 72L201 71ZM56 70H58V69L56 68ZM39 71H37V72H39ZM19 72H20V70L18 71V73ZM51 72H53V73L50 74ZM146 72H147V70H146ZM37 75L38 74H36V76H35V74H34V77H37ZM40 75L42 76V74H39L38 78H41ZM145 75H147V73ZM57 76H55V77H57ZM140 77H141V79H140ZM147 77L148 76H146L145 79H147ZM180 77H182V75ZM44 78L45 77H43V79ZM230 78H229V80H230ZM42 80L39 79L38 81L41 82ZM54 81H55L54 83L57 82L56 84H59L58 83L59 80H57V78L54 79ZM158 81H159V83H157ZM206 81L204 83H206ZM79 82L80 81H78V83ZM161 82H163V83H161ZM51 83H53L52 80H51ZM82 83H81V85H82ZM86 83H83V85L84 84L86 85ZM102 83H100V84H102ZM152 83H154V85H152ZM56 84H53V85H56ZM23 85H25V84H23ZM37 85H38V83H37ZM25 86H27V85H25ZM25 86H23V87H25ZM38 86H40V84ZM38 86H36V87H38ZM27 87H25V88H27ZM41 87H45V86H41ZM25 88H22V89L19 88V90L21 89V91L23 92V89H25ZM72 88H74V86ZM159 89H160V92H159V95L160 96H158V97H152L151 94L153 93V90L158 91ZM39 90L37 88V92ZM47 90L45 89V92H46V93H44L45 96L47 95ZM41 92H42V90H41ZM39 93H40V91H39ZM72 93H73V95H72ZM40 94L42 95V98L45 97V96H43V93H40ZM48 94H49V92H48ZM175 94H176V97L178 99L177 98H174L175 97ZM41 95H39V97ZM49 96H50V94H49ZM54 96H55V94H54ZM54 96H50V97H52L50 99L53 100V97ZM65 96H67V97H65ZM85 96L88 97L89 94H88V96L87 95H85ZM47 98L49 99V97H47ZM54 98H56V96ZM89 98H91V97L89 96ZM74 99H75V97H74ZM68 100H70V99H68ZM73 101L74 100H72V103H73ZM101 101H103V102H101ZM74 104L78 108V106H79L78 101H75ZM74 104H71V105L75 109L76 106H74ZM164 112H165V110H164ZM92 118H93V116H92ZM237 123L235 124V122H232V120H231L230 121V124L228 125L229 127H231L232 130H234L233 133H230L231 134V137L233 136V138H234V136L236 138L238 136V132H240V131L243 130V129H241L238 126L240 124V122L238 123V125H237ZM58 124L57 125L55 124V126L57 127ZM262 124H263V126H261ZM262 124L260 126H258V124H257V127L256 128H258V129H255L256 130V133H254L255 132L254 131L253 134H252V131H251V133H249V135L246 134L247 136L244 133V137H246V139H247L245 141V143L247 142V144L249 143V145H251V143H252L251 146H253L254 144H255V146L256 145L257 146H261L262 145L263 148H264V144H262V142H264V123H262ZM80 125L82 126V124H80ZM55 126H53V127L56 129ZM60 126H61V124H60ZM73 127H74V124H73ZM165 127H166V129H165ZM58 128H60V127H58ZM62 128L63 127L61 126V129ZM75 128H77V127L75 126ZM75 128L72 129V133H74L73 130H75ZM78 128H80V126ZM170 128H172V127H170ZM239 128H240V131L238 130ZM61 129H59V130L61 131ZM77 129L75 131H78ZM231 129H230V131H232ZM53 131L55 132V134H53V133L52 134L48 133V134L49 135H54L56 137L58 136L59 139H60V136L58 134L59 131L57 133H56V131L54 129H53ZM79 131H82V129L81 130L79 129ZM59 133H61V132H59ZM172 134L175 137L172 136ZM240 134H241V132H240ZM251 134L254 135V136L256 134L255 138L258 135L259 139L257 138L258 141L257 140L256 141L258 142V144H259V142L262 141L261 144L258 145L256 143V141H252V140H255V139H254V136L251 137L252 136ZM189 135H191L192 137L190 138ZM62 136H64V135H62ZM82 136L84 137V135H82ZM86 136H88L87 133H86ZM86 136H85V138H87ZM40 137H38V138L40 139ZM45 137H46V139H44L45 141L42 140L43 142H46L48 139H49V141L52 140V139H50L49 136H48L49 137L48 139H47V136L46 135H45ZM45 137H43V138H45ZM56 137H53L52 136L51 138H56ZM83 137H81L82 140H83ZM188 137H189V139H188ZM244 137H243V139H244ZM248 137L251 138V139L253 138V139L250 140ZM38 138H37V140H38ZM248 139L250 141H252V142L251 143L248 142L249 141ZM40 140H38V142H37L38 144L42 142V141L40 142ZM56 140H57V138H56ZM259 140H261V141H259ZM84 141H87V140L85 139ZM233 141H234V139H233ZM235 142H236V140L233 142V146H234ZM239 142L240 141H238V143ZM253 142H255V143L253 144ZM84 143H86V142H84ZM238 143L235 145L236 147L234 146V148L237 149L238 153L241 152L243 155H245V157H246L247 154H250L249 152L252 153V151H249V150H251L248 147L249 145L246 146V144L245 143L243 144V142H242L241 146L243 145L246 148L248 147V149H249L247 151L246 148H245V150L248 152L247 153L244 150V148H243V150L247 153V154H245L244 151L242 150V147L239 146ZM41 144H44V143H41ZM187 144H190V145L193 144V147L194 148L192 146H191L192 148L190 146H189L190 148H188V145ZM220 144H221V142L219 143V145ZM194 145H196V146H194ZM211 145L212 144H210V146ZM222 145H224V144H222ZM59 146H60V144H59ZM182 146H184V147L187 146L186 147L187 148L186 152L184 151L185 153L183 152V148H181ZM225 146L227 147V145H225ZM225 146H222L223 148L220 149V150H222V152L226 150V147ZM212 147H213V145H212ZM224 147H225V149H224ZM256 147H253V148H256ZM83 148H85V147H83ZM186 148H184V150ZM230 148H231V151H232L233 147L230 146ZM260 148L258 150H261V149L263 150V148H261V149ZM67 149L68 148H66L65 150H67ZM229 149H227V151ZM69 152H71V151H69ZM225 152H224V154H225ZM72 153H73V155L76 154V153L74 154V152H72ZM72 153L70 155H72ZM259 153H260V151H259ZM68 154L65 155V156H68ZM76 156H77V154L74 156L75 158L73 157V159H72L73 161L70 160V163L72 162L74 164V166H75L74 160L75 159L77 160V157ZM250 156L251 155H248L246 159H242V156H241V158L239 157L241 161H238L239 164L236 161V163L238 164L237 165L235 163L236 166H238V168H239V165H242V167L244 166L245 168H246V166H249V163H250L249 162V158H250ZM68 157H64V158L71 159L70 157L69 158ZM251 157H252L251 159H253V161L255 162V160L257 158L254 160V157L255 156L254 157L251 156ZM257 157H259V156H257ZM239 158H238V160H239ZM210 159L212 160V158H210ZM223 159L225 160L226 158H223ZM221 160H222V158H221ZM54 161H55V159H54ZM65 161H68V160H65ZM212 161L214 162V160H212ZM253 161H251V162H253ZM226 163H228L227 166H229V163L230 162H228L226 160ZM218 164L221 166L220 167L221 169L219 168V171L220 172H218V173L223 175V172L226 173L225 171L227 169V166H226L225 162L222 163V161H221V163H218ZM250 164L252 165L253 163H250ZM66 165H68V164H66ZM71 165L69 167H71ZM232 165H234V163ZM62 166H64V165H62ZM225 166H226V168H225ZM234 167H235V165H234ZM54 168H58V167L55 166ZM240 168H241V166H240ZM245 168H243V169H245ZM231 169H234V168H231ZM228 170H229V168H228ZM251 170H253V169H250V171ZM59 171L62 172L61 170H59ZM60 172L58 174H61ZM226 175H224V176H226ZM73 177H75V176H73ZM238 178H240V177H238ZM206 179H207V177H206ZM249 180L251 181V179H249ZM120 181H121V183H120ZM242 181H244V179L241 180V183H242ZM211 185H213L212 184V181H211ZM60 186L57 185L58 188ZM198 186H200L202 189L200 187H198ZM198 188H199V190H198ZM211 189H212V186H211ZM200 190H201V192H200ZM243 190H244V188H243ZM210 191L212 193V190H210ZM210 191H208L209 196H210V193H209ZM230 191H228V192H230ZM61 192L62 191L58 192L57 194L58 195L59 194L61 195ZM228 192H227V194H228ZM203 193H207V191L206 192H203ZM224 193H226V192H224ZM91 195H90V197H91ZM201 195L203 196V194H201ZM205 195L203 196L204 198H205ZM212 195H213V193H212ZM3 196H5V195H3ZM211 197L210 198L208 197L211 201L205 198L206 201L208 200L209 203H212ZM239 197H241V195ZM220 198L221 197L219 196L216 199L218 201L221 200V199H223V197L221 199ZM225 198H224L225 201H229V200H227ZM205 199H203V200H205ZM216 199H213V200H216ZM233 199H234V197H233ZM2 200H4V199H2ZM85 200H87V202L90 201L91 204H92V201H93V205H95L97 203L96 202L97 200L96 201L93 200V199H92V201H91V199L90 200L85 199ZM217 200H216V202L214 201L215 206H216V203L218 204ZM235 200H237V199H235ZM99 201H98V203H99ZM242 201H243V199H242ZM4 202H2V203H4ZM35 202H37V200L36 201H33V204H35ZM81 202L82 201H80L79 203L81 204ZM87 202H85V203H87ZM94 202H95V204H94ZM2 203H1V205H3ZM199 203L200 202H198V204ZM203 203H205V201H203ZM203 203L201 202L200 204H203ZM226 203L224 204L222 202V205H225V207H227V206H230V204H232L234 202H232V200H231V203L230 204H228V203L226 204ZM38 204H40V202ZM84 204L82 203V205H80L81 207L79 208V210L82 208V206ZM200 204L197 205V206L199 208H202ZM4 205L6 206V204H4ZM14 205H16V204H14ZM87 205H88V203L85 205L86 206L85 209L94 208L93 205H92V207H89L91 205H88V208H87ZM96 205H98V204H96ZM209 205L211 206L212 204H209ZM234 205L232 204V207H234ZM100 206L102 208H104L99 203V207ZM124 206H121V207L123 208ZM185 206H187V207L184 208ZM34 207L36 208V205L33 206V208ZM99 207H97V208H99ZM191 207H193V208L191 209ZM198 207H195V210H194L195 212L198 210V209L196 210V208H198ZM225 207H223V208H225ZM63 208H65V206ZM131 208H134V207L131 206ZM180 208H181V212H180V214L178 213V215H177L176 212L178 211V209L180 210ZM210 208L211 207H209L208 209L211 210ZM236 208L237 207H235V209ZM13 209H11V210H13ZM82 209L80 211H82ZM235 209L233 211H235ZM242 209H243V207H242ZM79 210H77V211H79ZM113 211H115V213H116V210H114V208H113ZM202 211L203 210H199L197 212H202ZM224 211H226V209ZM237 211H238V209H237ZM5 212L7 213V211H5ZM100 212L102 213V216L104 215V216H108V218L110 217L108 212H106L104 214H103L104 210H103V212H102V210ZM197 212H196V214H197ZM208 212H210V211H208ZM236 212L234 213V212H231V210H230L229 213H231V215H232L233 213L236 214ZM6 213H4V214H6ZM192 213L194 214V212H192ZM192 213H191V211L188 213V214H190V217H189V215H187L189 217V219H190L188 222H190V221H193L194 222L195 221V220L191 219V217L193 218V216H191ZM224 213L226 214V212H224ZM10 214L8 213L6 217H8V215L10 216ZM99 214H98V216H99ZM105 214H107V215H105ZM116 214H113L112 213L111 216L112 215H116ZM183 214H184V211H183ZM185 214H187V213H185ZM196 214H194V215H196ZM198 214H197V216H198ZM225 214H224V216H222L223 215L222 212H221V215L216 214L217 216L218 215L220 216V218L217 217V220L218 219H222V220L225 221V219H226L225 218ZM200 215H203V214H200ZM212 215H213V213H212ZM227 215H226V217L228 218L230 215L229 216H227ZM221 216L224 217L225 219L221 218ZM237 216H239V215H237ZM184 217H182V218H184ZM214 217L215 216H213L211 219H213ZM194 218H195V216H194ZM201 218L202 217L200 216V217H198L196 219L201 220ZM207 218H208V216H207ZM231 218L233 220H234V218H235V220L237 219L234 216L231 217ZM231 218H229V219H231ZM214 219L216 220V218H214ZM182 220H184L183 222H186L185 221V218L182 219ZM186 220H188V219H186ZM215 220H213V221H215ZM243 220L245 221V219H243ZM227 221H229V220L227 219ZM227 221H226V223H227V227H228L229 224H228ZM188 222H187V224H188ZM230 222L231 221H229V223ZM218 223H220V222L217 221V222L214 223L217 229L219 227V226L217 227ZM226 223H225V225H226ZM187 224H185V225L188 228V225ZM189 225H190V223H189ZM178 227H180L179 229L182 231V234L178 230ZM227 227H226V229H227ZM187 228L184 227L182 229H185L186 230ZM102 229H104V228H102ZM219 230H221V229H219ZM219 230H217L216 232L219 233ZM177 231H179L180 233H178ZM187 231H189V230H187ZM104 232H106V231H104ZM177 233L179 235H181V236L184 235V237H182L183 240L182 239L180 240L181 237L179 235H177ZM223 233H224L223 231H222L221 234L219 233V237ZM178 236L180 238H178ZM219 237H217L216 239L219 240L218 239ZM222 237H223V235L221 236V238ZM235 239H237V238H235ZM219 241H222L223 244H227L224 241V239L219 240ZM219 241H217L216 243H220ZM229 242H231V244H232V240H230ZM238 242H239L238 244L241 245L240 247H243V244L240 243L241 241H238ZM179 243H181L182 245L183 244H185V245L182 246L180 244L181 245V248H180L179 247ZM234 243H236V242H234ZM231 244L229 243L228 246H230ZM238 244H237L238 247L237 248L235 247V249L232 248L233 244L231 245V247H228V250L230 251L229 253H230V256H231V260L229 259L230 257H228V258L227 257L221 258V254H220L219 255L220 256L219 259L221 260L220 262H223V261L225 262V261L228 260L227 264L229 262H230V264H244V262H246V261L243 262V260L241 259L243 256H241V255H244L242 253V250L245 251L246 249L245 248H239V245ZM177 245H178V247H177ZM187 245L188 246L190 245V246L188 247ZM212 245H213V243H212ZM89 246H90V248H89ZM153 248H154V250L155 249H158V252L156 253L158 255L155 256V257L152 256V253H151V251H152L151 249H153ZM177 248L180 249V250H178ZM187 250H189L190 252L189 251L187 252ZM194 251H195V249H194ZM222 251L223 250H221V252ZM225 251L226 250L224 248V252ZM155 252H156V250L154 251V254H155ZM186 252L187 253L193 252L196 256H193V259L192 258H189L188 255L190 256V254H187ZM224 252H222V253H224ZM89 253H88V255H89ZM193 253H191V256L190 257H192V254ZM222 255H225L226 256L225 253L222 254ZM200 256H201V254H200ZM219 256H217V257H219ZM195 257H196V259L194 260ZM217 257H216V260H217ZM70 258H71V256H70ZM88 258L90 260L92 259L91 260L92 262H89L88 261ZM94 262L92 264H94ZM187 262H189V261H187ZM247 263L249 264V262H247ZM186 264H188V263H186ZM224 264H226V263H224Z\"/></svg>",
	"mask_w": 264,
	"mask_h": 264
}]
</instances>
